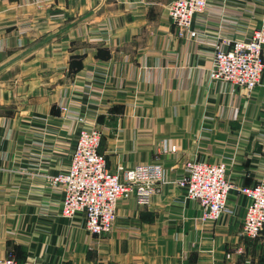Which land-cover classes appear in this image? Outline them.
Instances as JSON below:
<instances>
[{
	"label": "crops",
	"instance_id": "obj_1",
	"mask_svg": "<svg viewBox=\"0 0 264 264\" xmlns=\"http://www.w3.org/2000/svg\"><path fill=\"white\" fill-rule=\"evenodd\" d=\"M172 0H0V258L20 264H264V234L243 235L264 176V70L247 92L209 79L214 54L264 20V0H206L195 38L180 37ZM264 61V53H263ZM119 171L158 163L147 205L118 203L110 231L62 215L50 177L71 162L80 129ZM175 147V150H172ZM224 163L225 211L175 180L187 161Z\"/></svg>",
	"mask_w": 264,
	"mask_h": 264
},
{
	"label": "built area",
	"instance_id": "obj_2",
	"mask_svg": "<svg viewBox=\"0 0 264 264\" xmlns=\"http://www.w3.org/2000/svg\"><path fill=\"white\" fill-rule=\"evenodd\" d=\"M206 3V0L170 1L168 16L175 24L178 36L196 37L197 32L191 26L193 17L203 12ZM263 53L264 20L246 38L233 40L227 47L216 50L209 79L250 92L258 85L264 70ZM100 142L99 129H80L70 164L50 177V182L63 192L62 215L70 217L76 212H84L85 229L97 236L112 228L118 203L133 197L137 205H147L157 184L164 179V171L158 163L120 167L124 173L121 179L119 171L107 167L106 157L99 151ZM175 182L185 189L187 198L199 202L203 221H215L225 211L232 185L224 163L187 161ZM238 190L249 198L242 224L243 235L254 238L264 234V176L254 185L241 186ZM0 264L20 263L12 256H4L0 258Z\"/></svg>",
	"mask_w": 264,
	"mask_h": 264
}]
</instances>
